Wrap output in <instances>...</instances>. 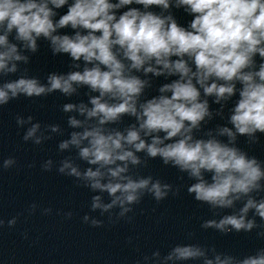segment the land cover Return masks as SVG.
<instances>
[{"label":"clouds","instance_id":"clouds-1","mask_svg":"<svg viewBox=\"0 0 264 264\" xmlns=\"http://www.w3.org/2000/svg\"><path fill=\"white\" fill-rule=\"evenodd\" d=\"M179 12L191 19L181 23ZM40 41L68 58L67 71L30 74ZM56 93L68 101L63 124L19 114L15 123L25 144L64 137L56 150L68 155L40 168L92 193L84 224L103 227L96 212L132 223L146 196L158 205L186 189L212 213L201 229L264 240V159L251 152L264 136V0H0V109ZM156 159L179 183L140 173ZM19 167L15 156L0 158V171ZM37 211L53 213L33 202L0 217V229ZM188 262L264 264V247L240 257L175 243L135 264Z\"/></svg>","mask_w":264,"mask_h":264},{"label":"water","instance_id":"water-1","mask_svg":"<svg viewBox=\"0 0 264 264\" xmlns=\"http://www.w3.org/2000/svg\"><path fill=\"white\" fill-rule=\"evenodd\" d=\"M177 16L181 23L191 19L184 17L182 12ZM67 62L66 56L53 57L47 42L40 41V51L29 65L30 74L43 78L51 71L64 72L68 70ZM65 102L68 101L56 93L35 100L21 97L0 109V158L15 156L20 165L18 169L0 171V217L7 221L33 202L53 209L51 215H41L37 211L31 217L21 216L14 228L5 225L0 229V264H135L144 254L150 255L156 249L164 253L170 245L190 242L214 245L217 251L240 257L264 247V240L258 239L255 231L223 235L201 229L202 221L213 218L212 213L206 205H199L187 195L186 189L180 196H170L158 205L146 196L136 207L132 223L122 220L110 224L107 216L101 217L96 212L91 214L103 219L104 226L93 228L84 224L82 217L89 213L92 193L76 187L71 178L61 176L55 170L44 172L40 168L45 159L58 160L68 155H58L56 150L57 143L64 137H56L40 147L25 144L23 129H18L15 123L19 114L33 115L42 124H63L59 106ZM128 122L125 117V123ZM244 139L240 138L241 147H245ZM251 152L264 159V136ZM29 163L35 166L29 168ZM139 171L142 175L152 174L167 182L179 183L177 171L165 167L159 159L149 161V166ZM69 211L73 216L66 219L63 213ZM190 231L196 233L192 241L185 239ZM129 238H132L131 244Z\"/></svg>","mask_w":264,"mask_h":264}]
</instances>
